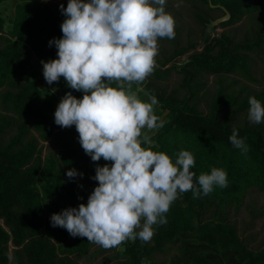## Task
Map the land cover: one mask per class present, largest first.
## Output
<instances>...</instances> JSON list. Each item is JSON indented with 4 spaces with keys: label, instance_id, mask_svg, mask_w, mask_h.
<instances>
[{
    "label": "trees",
    "instance_id": "trees-1",
    "mask_svg": "<svg viewBox=\"0 0 264 264\" xmlns=\"http://www.w3.org/2000/svg\"><path fill=\"white\" fill-rule=\"evenodd\" d=\"M11 1L0 0V5ZM17 1L9 29L0 14V264H83L97 244L52 227L50 217L87 204L98 186L92 179L96 167L110 166L111 162H93L82 149L75 126L55 124V105L45 97L43 81L30 74L34 59L42 65L41 61L58 58L55 45L50 47L49 41L63 35L60 26L66 17L60 5L48 0ZM189 1L205 7L198 12L205 29L202 50H197V43L176 45L162 62L155 58L159 66L153 78L133 84V91L155 96L158 107L167 113V119L158 120L162 126L150 137L151 150L167 154L173 162L180 151H189L195 158L191 171L197 177L210 174L213 168L223 169L228 186H214L201 198L194 199L192 192L181 194L165 214L167 223L154 226L150 242L129 240L108 250L100 246L96 254L113 252L105 264H160L156 256L171 249L176 253L169 264H264V247L249 248L230 217L231 207L239 208L251 187L264 192V123L235 122L240 112L249 109L250 97L264 105V91L242 95L244 90L237 93L222 81L237 75L255 82L252 65L254 55L264 52V23L239 41L227 33L214 38L206 33L208 24L215 20L214 11L225 15L226 9L231 18L220 26L230 27L245 18L264 16V0ZM67 3H62L65 8ZM188 53V58L178 63ZM173 73L181 75L182 81L179 88L169 91L159 83ZM208 76H217L219 86L205 112L200 105ZM51 86L60 99L69 92L78 99L83 97L82 92L70 89L63 77ZM233 129L244 139L246 151L229 142ZM41 143L53 147L45 156ZM72 169L83 177L69 179L66 173Z\"/></svg>",
    "mask_w": 264,
    "mask_h": 264
},
{
    "label": "clouds",
    "instance_id": "clouds-1",
    "mask_svg": "<svg viewBox=\"0 0 264 264\" xmlns=\"http://www.w3.org/2000/svg\"><path fill=\"white\" fill-rule=\"evenodd\" d=\"M165 5L166 0H68L66 8L60 5L66 17L60 26L62 38L49 41L58 58L41 61L47 84L63 77L70 89L83 93L82 99L71 92L61 99L55 124L75 126L79 143L93 162H111L96 167L92 179L98 186L87 204L53 214L51 226L105 250L129 240L150 242L154 226L167 223L165 214L181 194L192 192L194 199L201 198L214 186H228L223 169L197 177L191 171L195 167L191 152L180 151L173 162L167 154L151 150L147 134L141 140L142 129L162 126L154 114L157 98L142 102L133 84H143L153 73L158 38H175V20ZM248 103L249 121L264 123V105L255 97ZM229 142L246 151L237 129ZM66 175L83 177L75 169Z\"/></svg>",
    "mask_w": 264,
    "mask_h": 264
},
{
    "label": "rangeland",
    "instance_id": "rangeland-1",
    "mask_svg": "<svg viewBox=\"0 0 264 264\" xmlns=\"http://www.w3.org/2000/svg\"><path fill=\"white\" fill-rule=\"evenodd\" d=\"M66 0H48V2L52 5H61ZM18 1L13 0L11 2H7L0 5V14L8 21L9 29V21L14 17L15 8ZM200 10H205V7L201 3L191 2L189 0H166L165 11L172 15L175 20V38L167 39V38H158V55L155 57L159 62H162L166 56H170L176 45L179 47L187 46L189 43H197V50H202L203 48V31L204 26L201 24V21L198 18V12ZM213 17L219 19L223 17V13L221 11H214L212 13ZM264 23V16L262 14L257 15L254 18H245L242 22L230 26V27H221L220 25L214 27L211 32L207 33L211 35L212 38L220 37L222 34L227 33L231 35L236 40H242L246 36L251 34V31L261 27V24ZM193 53V51H190ZM188 53L186 56L178 59V63L185 61L188 58ZM159 66V63L156 62L155 68ZM171 65L166 66L164 69L170 67ZM154 68V69H155ZM252 72L255 82H250L245 80L244 78L237 75H230L224 77L222 81L225 84H230L233 86V90L239 93V90H244L242 95L247 94H255L260 91H264V52L261 55H254ZM30 74L34 79H38L43 81V91L46 98H51L55 105V110L61 101L55 88L45 81L43 77V66L37 59H34L32 62V66L30 69ZM153 78V73L148 77L149 80ZM182 81V76L173 73L169 80L160 82L161 86H164L169 91H172L176 88L180 87ZM206 81L208 83L207 92L205 96L202 98V102L200 108L208 112L209 107L208 104L211 102L216 89L219 86V78L217 76H208L206 77ZM237 81V83H235ZM138 98L142 102L150 103L151 97L148 94H139ZM227 112V111H226ZM231 113V110H228ZM55 113V111H54ZM54 113L53 118H54ZM249 109L240 112L235 122L237 124H243L249 122L248 119ZM154 114L159 118L160 122H163L167 119V113L162 112L158 107V104L154 105ZM159 127L149 130L147 128L142 129L141 140L143 139V135L147 134L149 137L154 136ZM15 131H12L5 138L6 141L14 134ZM44 145V156L52 150L51 143H41ZM230 217L231 221L236 224L239 230L240 236L245 240L246 244L249 248L253 250H258L264 247V192L258 190L255 187H251L244 199V203L239 207H231L230 209ZM2 223V222H1ZM11 251L14 249L13 246L10 247ZM100 248L99 245L94 246L89 255L82 260L83 264H105L106 259L113 255V252H109L106 254H96V251ZM176 253L175 249H171L167 254L156 256L157 261L160 264H169L170 259ZM111 263H114L112 261Z\"/></svg>",
    "mask_w": 264,
    "mask_h": 264
},
{
    "label": "water",
    "instance_id": "water-1",
    "mask_svg": "<svg viewBox=\"0 0 264 264\" xmlns=\"http://www.w3.org/2000/svg\"><path fill=\"white\" fill-rule=\"evenodd\" d=\"M216 7H220V6H216ZM224 10H225L226 14L223 17L216 19V20H213L208 24L207 29H206L207 33L211 32L214 27L221 25L222 23L228 22L230 20V18H231L230 13H228V11L226 9H224Z\"/></svg>",
    "mask_w": 264,
    "mask_h": 264
}]
</instances>
